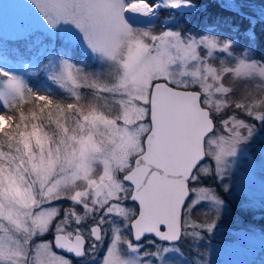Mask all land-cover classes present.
I'll use <instances>...</instances> for the list:
<instances>
[{
  "label": "snow or ice",
  "instance_id": "6c2138e0",
  "mask_svg": "<svg viewBox=\"0 0 264 264\" xmlns=\"http://www.w3.org/2000/svg\"><path fill=\"white\" fill-rule=\"evenodd\" d=\"M26 7L0 38V264H204L264 171V0Z\"/></svg>",
  "mask_w": 264,
  "mask_h": 264
},
{
  "label": "rangeland",
  "instance_id": "374dc122",
  "mask_svg": "<svg viewBox=\"0 0 264 264\" xmlns=\"http://www.w3.org/2000/svg\"><path fill=\"white\" fill-rule=\"evenodd\" d=\"M5 4L9 5L7 9L3 7ZM27 4L28 0H0V38L11 39L21 24L26 22ZM233 179L241 191L237 193L236 199L228 197L231 214L224 219L220 233L211 240L206 239L204 246L193 250L194 258L197 261L202 260L204 264H258L264 256L260 230L255 229L254 235H245L240 231L242 223L232 216L233 212H239L236 207L237 199H244L251 201L253 207L243 215L254 223L264 224V209L260 207L261 200H264V171L257 163L254 170L248 173L239 171ZM206 186H211L210 182ZM211 215L210 212L207 216L199 211L195 213L198 220Z\"/></svg>",
  "mask_w": 264,
  "mask_h": 264
},
{
  "label": "trees",
  "instance_id": "16d2710c",
  "mask_svg": "<svg viewBox=\"0 0 264 264\" xmlns=\"http://www.w3.org/2000/svg\"><path fill=\"white\" fill-rule=\"evenodd\" d=\"M218 10L215 7H209V10L207 13H197L195 16H185L183 19L185 22H187L188 27H194L195 30H199L200 27V21L202 19V15H208L210 17L215 16L217 14ZM232 216L234 219H238L241 223L242 220L240 219L241 214L239 212H233ZM257 225L256 229L260 230L261 227H264V224L255 223ZM191 257V256H190Z\"/></svg>",
  "mask_w": 264,
  "mask_h": 264
},
{
  "label": "bare ground",
  "instance_id": "6f19581e",
  "mask_svg": "<svg viewBox=\"0 0 264 264\" xmlns=\"http://www.w3.org/2000/svg\"><path fill=\"white\" fill-rule=\"evenodd\" d=\"M258 264H264V256L261 258Z\"/></svg>",
  "mask_w": 264,
  "mask_h": 264
}]
</instances>
